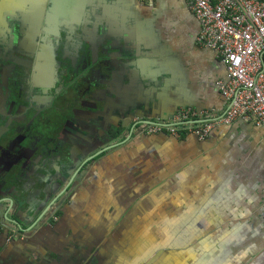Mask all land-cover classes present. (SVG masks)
Masks as SVG:
<instances>
[{
  "label": "crops",
  "instance_id": "0c3cea01",
  "mask_svg": "<svg viewBox=\"0 0 264 264\" xmlns=\"http://www.w3.org/2000/svg\"><path fill=\"white\" fill-rule=\"evenodd\" d=\"M36 1L0 0V32L12 24L8 11ZM111 10L125 13H115L120 39L108 53L130 45L137 75L132 71L131 82L115 59L120 64L114 79L108 70V81L116 91L106 93L104 84L100 112L68 130L73 145L91 144L89 157L108 146L97 137L103 123L122 125L124 139L131 137L98 156L86 184L51 208L57 216L61 206L58 220L21 232L11 220L27 229L41 211L27 203L15 216L6 204L0 264H264V127L236 120L202 140L147 133L148 125L173 123L180 109L223 117L230 103L216 82L228 78L227 69L197 43L200 24L187 0L118 1ZM36 26L28 20L26 33Z\"/></svg>",
  "mask_w": 264,
  "mask_h": 264
},
{
  "label": "flooded vegetation",
  "instance_id": "af4514ba",
  "mask_svg": "<svg viewBox=\"0 0 264 264\" xmlns=\"http://www.w3.org/2000/svg\"><path fill=\"white\" fill-rule=\"evenodd\" d=\"M118 1L126 5V0H39L30 3L34 13L9 16L12 24L0 32V176L16 173L8 193L26 190L35 211L45 204L42 223L58 220L61 206L57 216H50L51 208L79 181L86 184L90 164H83L92 146L73 145L68 128L85 122L101 103L104 84L106 93L116 91L108 81L105 33L107 27L118 33V20L106 18ZM30 19L37 28L29 35ZM98 131L106 139L109 127L103 123Z\"/></svg>",
  "mask_w": 264,
  "mask_h": 264
},
{
  "label": "built area",
  "instance_id": "2783aa9c",
  "mask_svg": "<svg viewBox=\"0 0 264 264\" xmlns=\"http://www.w3.org/2000/svg\"><path fill=\"white\" fill-rule=\"evenodd\" d=\"M200 24L197 43L215 51L228 78L216 82L230 106L221 118L195 109H180L173 123L148 125L149 134L180 137L193 133L201 140L219 124L255 120L264 127V0H187Z\"/></svg>",
  "mask_w": 264,
  "mask_h": 264
},
{
  "label": "water",
  "instance_id": "95a60500",
  "mask_svg": "<svg viewBox=\"0 0 264 264\" xmlns=\"http://www.w3.org/2000/svg\"><path fill=\"white\" fill-rule=\"evenodd\" d=\"M31 7H32V5H31ZM31 7H30V3H25V4L18 3V6H16L14 9H11L10 12H8V13H12L13 17H17L18 13H23L25 16H27L28 15L27 12L34 13V11L30 10V9L33 8V7L32 8ZM117 11H119V10H116V12H115L114 10L110 11V9H109V13L106 14V16H107L106 18H108V20H110V21H114L116 19L115 18V13H122V14L125 13V12H117ZM122 17H123V19H125V18L130 17V15L129 14H127L126 16L123 15ZM123 19H121V20H123ZM107 23H111V22H107ZM105 36L108 39L107 43H109L108 50H112V49L118 48L117 45H115V44L119 42L118 40L120 39V37L116 33V31L114 30V27L113 28L111 27V29H109L107 27ZM122 37H123L122 39H124L125 41H128L132 37V32L129 31L125 35L123 33ZM129 50L131 51L130 45H124L123 48L117 49L114 53H111V52L108 53L109 54V55H107L108 68H109L108 70L111 73V78L114 79L115 76H116L115 71H116L117 68L114 66V62H115V59H119L118 61H122L123 65H125L127 67V73H126L127 74V79H129L131 82H133V78H132L133 72L132 71H134V73L136 72L135 68H136V65H137L135 63L133 57H136V55L135 54L134 55L131 54ZM118 54H119V56H118L119 58H116V56ZM135 74L137 75V73H135ZM109 86H111V84H109ZM94 110H95V112H100L99 106L96 105ZM123 129H124V126H122V125H120V126L110 125L109 134H108V137L106 138V140H107L106 142H107L108 146H106L105 148L101 149L98 152L94 151L93 155L88 157V159L85 161L83 166H86L87 164H90V166H91L93 164V162L95 161V159L98 156H100L102 153L111 151L112 149L118 147V145L120 144V140L124 139V136H125ZM130 137H131V135L129 137H126L122 141L125 142ZM10 149H11L10 151L12 153V148L10 147ZM14 165H16V163H13V166ZM81 169H82V167L76 173L75 177L79 176V172H80ZM9 170L10 169H8V171ZM15 176H17V174L14 173V172L11 173V174H8L5 177L0 176V215H2L1 212L4 210V206L9 203L10 206H8V208L5 211V213H7L8 211H12L10 209H13V212H12L13 215L22 216V213L25 210V206L28 203V200H27L28 199V192L26 190L22 189L20 191V190L17 189V187H14L12 189V191L8 193L9 186L12 185V183H10V182H13L15 180ZM9 177H11V178H9ZM61 181H63V180H61ZM13 191H15V192L13 193ZM59 197H61V196H59ZM1 198H3V199H1ZM14 204L16 206H15V208H12ZM39 206H40V208L37 211H42L43 208H45L44 207L45 206L44 203H42ZM37 211H35V212H37ZM46 213H47V209L42 211L40 216L37 217L35 219V221L32 223V225H30L27 229H24L21 226V220L12 219L11 222L13 224L17 225L21 232H25V231L29 232V231L33 230L38 224L42 223V222H40V220L44 217V215ZM6 217H7V214H6ZM7 219H8V217H7Z\"/></svg>",
  "mask_w": 264,
  "mask_h": 264
}]
</instances>
